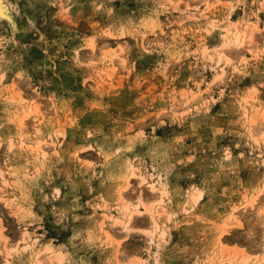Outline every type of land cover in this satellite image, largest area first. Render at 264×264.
I'll return each instance as SVG.
<instances>
[{
  "label": "rangeland",
  "instance_id": "obj_1",
  "mask_svg": "<svg viewBox=\"0 0 264 264\" xmlns=\"http://www.w3.org/2000/svg\"><path fill=\"white\" fill-rule=\"evenodd\" d=\"M0 264H264V0H0Z\"/></svg>",
  "mask_w": 264,
  "mask_h": 264
},
{
  "label": "bare ground",
  "instance_id": "obj_2",
  "mask_svg": "<svg viewBox=\"0 0 264 264\" xmlns=\"http://www.w3.org/2000/svg\"><path fill=\"white\" fill-rule=\"evenodd\" d=\"M233 30H231V32H232ZM240 34V32L238 31V30H236V31H234V35H233V39H234V41H236V42H239V35ZM139 211V210H138ZM127 223V222H126ZM131 228V227H130Z\"/></svg>",
  "mask_w": 264,
  "mask_h": 264
}]
</instances>
